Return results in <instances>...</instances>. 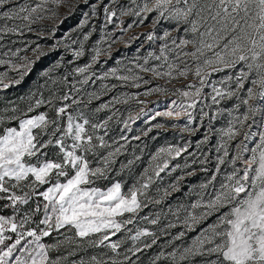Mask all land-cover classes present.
<instances>
[{"label":"snow or ice","instance_id":"1","mask_svg":"<svg viewBox=\"0 0 264 264\" xmlns=\"http://www.w3.org/2000/svg\"><path fill=\"white\" fill-rule=\"evenodd\" d=\"M12 2L0 0V9H6ZM78 2L88 4V0ZM112 2L115 4L117 0ZM131 3L136 7H121V17L135 16L140 18L139 23H143L149 13L156 12L154 24H158L161 18L173 21L177 33L181 31V26H186L183 35L176 38L171 32L164 31L163 39H170L172 47L165 42L159 49L160 55L149 52L144 63H137L136 68L152 73L155 78L187 79L190 74L196 78L185 85L188 90L177 89L179 98H183L180 103L172 100L174 108L157 111L151 119L184 116L191 124L195 117L190 110H195L201 100L210 98L211 105L208 107L233 98L240 101L232 109H218L211 117L209 112L201 109V120L204 117L215 120L224 112L231 116L228 126L219 129L221 136L215 149L214 168L208 167L212 161L207 154L199 158L189 153L190 145H169L159 148L151 156L148 166L129 185L127 180L118 177L131 173L141 157L134 156L126 163L121 162L118 168L117 161L125 155L130 143L123 131L131 130L129 121L147 116L143 108L135 117L130 115L127 120L120 121L123 129L118 139H106L109 122L116 112L102 120L97 118V114L115 108V104L121 102L119 98L112 97L89 112L91 100L100 99L95 92L88 93V103L73 96V90L79 93L81 88L74 87L60 96L53 93L47 98L42 92H30L26 98L21 97L22 100L27 99L25 108L12 103L0 109V213L10 211L9 215L0 214V264H60L61 259L66 257L52 259L49 252L72 244L76 245V250L86 244L90 248L103 246L117 253L124 240H112V237L122 230L131 233L132 229L127 226L134 225L139 219L152 225L158 224V213L155 218H150L151 214L140 217L139 213L149 204L161 203L163 197L170 194L169 189L179 190L183 176H178L174 183L163 189L161 199H155L150 189L161 178V173L192 169L186 172L191 176L196 174L193 166L197 164L207 179L199 184L201 191L195 202L183 208L185 215L180 222L184 230L172 239L182 240L189 231H194L214 214H217L216 219L202 228L187 245L181 244L167 254L161 251L152 264L162 258L171 264H264V0H142L139 4L137 0H131ZM62 6L68 9L65 16L76 9L73 0H25L23 4L0 11V20L5 21L0 24V41L10 34L22 35L24 30L32 31L31 26L39 21L56 18L57 10ZM97 8V3L90 5L91 15L97 14ZM103 12L107 27L117 17V10L105 6ZM8 21L22 23L9 25ZM88 23L89 13H85L78 28L83 29ZM135 23L128 24L127 28L120 27L119 31L127 33ZM189 33L192 39L186 38ZM91 35V32L83 34L82 40L79 37L72 39L70 34L64 38L70 41L63 45L71 51L73 60L69 63L85 56V42ZM112 35L106 33L102 36L92 47L90 62L76 66L73 74L82 77L78 82L81 85L112 76L122 82L132 81V86L139 88L141 85L137 81L142 77L130 68L127 69L129 75H117L118 68L115 67L102 75L93 71V66L101 60L105 51L111 53L115 40L108 43L106 50L99 44L107 42ZM117 39L122 41L124 37ZM146 39L153 41L157 36L153 31L146 34ZM32 43L35 42H29L23 49L13 51L9 48L0 53V65L7 66L6 71L0 72V90L20 85L42 56L60 46V41H57L45 51L38 43L31 47ZM189 46L191 50L185 51ZM3 47L5 45L0 44V48ZM29 48L31 56L20 55ZM169 53H175L172 62L169 61ZM149 57L163 59L167 70L162 72L158 67H145ZM189 60L192 64L188 63ZM104 62L107 63V60ZM50 71L41 75L48 76ZM63 79L67 81V75ZM149 82L145 80L144 84ZM246 84L250 86L245 88ZM115 87L112 85V88ZM205 88L211 89L207 95L204 94ZM104 90L105 93L109 90L107 85ZM163 91L166 90L155 87L146 90L143 95ZM132 98L141 105L145 104L136 96ZM241 106L245 111L240 116L233 115ZM253 125L259 131H252ZM184 131L194 134L195 129L186 125ZM257 136L258 142L249 147V142ZM238 137L242 138L235 144L233 154L230 152L231 142ZM132 139L139 140L140 137ZM208 140L209 136L205 134L199 143H207ZM185 153L192 157L191 162L185 159L183 166L172 163ZM30 204L33 206L26 208ZM178 212L179 209L173 215L179 220ZM38 214L41 218L37 223L33 217ZM33 223L35 227L31 226ZM166 227L175 228L177 225L169 222ZM62 229L73 235H64L60 232ZM53 232L64 235V239H58L55 244L44 243L43 238ZM161 232L168 234L165 229ZM11 234L15 235L14 240ZM142 237H152L151 243H145L143 248L128 249L132 255L151 248L159 239L148 228L137 229L128 239L135 242ZM74 254L75 250L69 253ZM125 261H131V257L125 255L121 261L112 257L102 260L93 255L87 264H124ZM74 264H86V261L81 259ZM131 264L136 262L131 261Z\"/></svg>","mask_w":264,"mask_h":264},{"label":"rangeland","instance_id":"2","mask_svg":"<svg viewBox=\"0 0 264 264\" xmlns=\"http://www.w3.org/2000/svg\"><path fill=\"white\" fill-rule=\"evenodd\" d=\"M76 4L75 11L69 15L65 16V13L68 11L67 6L60 7L57 12L58 16L54 19H45L43 21H39L36 24H33L32 31L24 30L23 34H10L5 37L3 41H0V44L5 45V47L0 48V53L8 51V49H12L13 51L17 48H25L29 45V42H35L40 44L45 51L55 44L57 41H60V46L54 52H49L47 56H42L41 59L35 65L32 73L24 79L23 87L19 89H14L8 93H2L3 90H0V109L8 106L9 104L14 103L15 105H19L20 108H25L27 104V99H21V97H27L30 92H42L45 98L55 93L57 96L63 95L65 92L70 89L81 88L79 93H75L73 90V96L76 99H82L84 103H88L90 97L88 93L95 92L100 95V99H92L91 103L88 104V111L90 112L92 109H95L102 103H106L112 99V97H117L120 99V103L115 104V108L110 110H104L97 114V118L102 120L106 118L108 115H111L112 112H116V115L113 116V119L109 122V136L106 139H118L121 131L123 129V123L120 121L127 120L131 115L133 117L136 116L137 113L140 112L141 108L147 112V116H141L140 119L135 120L134 122L129 121L130 127L134 126V124L141 122L146 123L151 120L152 115L159 111L163 112L168 110L169 108H174L171 101L177 100V103H180L181 99L178 96L177 89L180 90H188L185 85L189 82L194 81L196 78L193 75H189L187 79L183 77H178L176 79L169 80L168 77L155 78L153 74L148 72L145 73L141 69L136 68V64L144 63V58L148 57V53L152 52L155 55H160L159 49L163 46L165 42L169 44L171 48V40L165 41L163 39L164 31H169L172 33V37L176 38L180 35H183V28L186 26H181V31L177 33L174 31L176 28V24L173 21L165 20L161 18L158 24H154V18L157 13L152 12L147 15V19L143 21V23H139L138 17L127 15L121 17L119 15V9L121 7L127 8H135L136 5L131 3V0H117L115 4H113L112 0H88V4H81L78 0H73ZM142 0H137V4L141 3ZM25 3V0H13L12 4L6 6V9H0V11L7 10V8L16 7L20 4ZM97 3V14L91 15L90 13V5ZM108 6L110 9L114 8L117 10V17L113 18V23L108 24L105 27V19L103 8ZM89 13V23L83 29H79L78 26L81 20L84 18V14ZM121 20L123 24L121 25ZM63 21V22H61ZM133 21H136L133 24V27L128 29L127 33H123L119 31L120 27L127 28L128 24H132ZM5 23V21L0 20V24ZM9 25L12 23L21 24L22 21H8ZM155 32L157 39L153 41H148L146 39V34ZM54 32V35H53ZM91 32L92 35L90 39L85 42V56L79 59L74 63H69V61L73 60L70 50H66L63 45L66 42L64 38L71 35L72 39H76L79 37L81 40L83 39V34ZM42 35H38L41 34ZM106 33H113L111 38L99 46L102 49H107L108 43H111L112 40L116 42L112 44L111 53H107L105 51L104 55H102L101 60L93 66V71L97 73V75H102L103 72L110 70L115 67L118 68L117 75H129L130 73L127 69H132L133 73L142 77L141 80L137 81L140 83V87L132 86L133 82H122L118 80L116 77L109 76L108 79L105 80H95V83L89 82L88 85H81L78 83L82 77L78 74H73V69L76 66H83L85 63L90 62V56L92 52L93 45H96L102 36H105ZM123 36L124 39L121 41L117 39L118 37ZM136 36L138 39L132 40L131 37ZM188 39H192L193 36L191 33L186 37ZM15 41V43H13ZM35 43L31 44V47H35ZM76 47V45H73ZM191 46L185 49V51H190ZM20 55H29L31 56V50L27 52H21ZM149 62L145 67H158L159 71H166L167 66L164 64L163 59L155 60L153 58H148ZM107 60V63L104 61ZM175 60V53H169V61L172 62ZM189 64H192V61H188ZM194 67V65H193ZM51 69L48 76L41 75L43 72ZM7 70V66L0 65V72H4ZM13 75V73H9ZM67 75V81H64L63 77ZM175 75V74H174ZM218 78V77H214ZM95 79V77L93 78ZM150 81L148 84H144V81ZM107 85L108 91L105 93L104 86ZM112 85H116L115 88H112ZM249 84L245 85V88L249 87ZM155 87H161L166 91L163 92H153L150 96H144L143 93ZM234 87V86H233ZM211 91L210 88L204 89V94L207 95ZM138 97L140 100H144L145 104L141 105L137 103V99H133L132 97ZM240 96L243 97L244 93L241 92ZM126 101V102H124ZM240 103V101L236 98L230 99L228 101H221L219 105H211V100L205 99L201 100L198 103L197 108L195 110H190L193 112L195 120L189 124L186 117L181 116L179 118H167L160 117L165 120H174L179 121L182 124H166L163 122L154 123L152 125L143 127L140 129L138 135H133L129 137V139L141 136L144 132H147L149 128H154L155 125H163L167 129H179L183 134H185V138H183L182 145L186 144L190 145L193 143V149L190 153H194L197 157L202 158L203 154H207L209 159L212 161L208 167L214 168V157L216 155V147L220 143L221 133L219 129L226 128L228 126V122L231 119V116L228 112H224L221 115H218L215 120L209 119V117L216 115L218 109H232L235 104ZM83 104H81V108H83ZM201 109L209 112V117H204L201 120ZM44 110V109H41ZM71 111V109H70ZM245 111L244 107L241 106L240 109L233 113V115L240 116ZM11 114V113H9ZM51 115V113H50ZM189 126L195 129L194 134L185 132V126ZM247 130V129H245ZM131 131V130H130ZM130 131L124 130L123 134L127 135ZM252 131L257 132L259 129L253 125ZM102 134V133H101ZM205 134L209 136V140L207 143H199L203 140ZM181 138V136H180ZM242 137H238L237 140L231 142L230 152H233L235 144L238 143L239 139ZM258 142V136L254 138L252 142H249V147H253L254 143ZM121 143H124L121 141ZM199 145V146H197ZM131 147L128 144V150L125 155L119 157L117 161V168L121 162L126 163L128 159H133L134 156H140L141 159L135 163L133 166L131 173H126L122 178L128 181L130 185L133 182V179L138 177L144 170L145 167L148 166L151 156L154 155L158 149L160 148L159 143H157L156 147H151L149 152H145L141 156L140 154L143 145H139L138 152H133ZM190 148V147H189ZM234 154V152H233ZM189 162H191L192 157L185 155L184 157ZM189 158V159H188ZM247 158V157H246ZM185 159L182 162H178L183 166ZM176 164V163H173ZM171 167V165H170ZM193 168L196 171L195 175H186L187 171H191L192 169H177L175 172L168 173L167 171L161 174V178L152 186L150 189V194L155 199H161L163 197V189L168 188L169 185L176 181L178 176H183L184 179L179 183L178 191H172L169 189L170 194L167 197H163L161 203L159 204H149L147 208H144L143 211L139 213L140 217L151 214L150 218H155V215L158 213L160 215V220L158 224L152 225L148 223V221L139 219L135 222L134 225H128V228L132 229V232L129 233L125 230H122L121 233H118L117 236L112 237V240H124V243L117 250V253H113L109 248L100 246L90 248L85 244L84 247L80 250H76V245H62L60 248L56 250H51L49 252V256L52 259H57L58 257H66V259H61L60 264H74V262H78L81 259H84L87 262L89 258L93 255L97 256V258L102 260H107L109 257H112L117 260H124V256H130L131 261H135L136 264H152V261L155 256H157L161 251L172 252L174 249L179 247L181 244L187 245L191 242V240L197 236L202 228L207 227L209 224L213 223L216 219V215L210 216L207 220H205L202 224L198 225L194 231H189L187 235L182 238V240L173 241L172 237L178 234L179 231H183V225L180 221L183 220L185 212L183 210L184 207H187L191 203L195 202L198 198V193L201 191L199 189V184L204 182L207 177L206 175L200 171V165H194ZM223 170V169H222ZM211 175V172L208 173V176ZM219 179V177H218ZM160 189V191H157ZM2 204V202H0ZM33 205L26 206L32 207ZM183 206V207H182ZM179 209L178 215L179 220L176 218L173 213H177ZM171 210V211H170ZM3 215H9L10 211L5 210L0 213ZM41 215L33 217L34 221L38 223ZM175 223L177 227L175 228H167V224ZM35 227V223L31 225ZM42 227V226H41ZM148 228L150 231L155 232L159 237L157 243L154 244L151 248L144 249L142 252L136 253V255H132L128 249L134 247L143 248L145 243H151L152 237H142L140 241H132L128 239L130 235H134L137 229ZM161 229H165L168 233L167 235L162 234ZM64 235L71 236L73 233L66 232V230H60ZM12 235V239H15V235ZM64 235L60 233L53 232L49 237L43 238V242L46 244H55L57 240H63ZM12 241H6V243H11ZM75 250L74 255H69L70 252ZM19 254V253H17ZM131 261H125L124 264H131ZM156 264H171L170 261L166 259H161L156 262Z\"/></svg>","mask_w":264,"mask_h":264},{"label":"trees","instance_id":"3","mask_svg":"<svg viewBox=\"0 0 264 264\" xmlns=\"http://www.w3.org/2000/svg\"><path fill=\"white\" fill-rule=\"evenodd\" d=\"M24 85V81L18 85V86H13L10 87L9 89H5L2 91V93H8L14 89H19L21 87H23ZM166 123V124H182L179 121H174V120H165L162 119L160 117H156L155 119H151L150 121L146 122V123H141L138 122L136 124H134V126L132 127L131 131L126 135L128 137H132L133 135H138V133L140 132V129L149 125H152L154 123ZM182 131L179 129H167L164 126L157 128L154 127L152 128V131H147L144 133H147V135H145L144 133L139 136L140 139L139 140H134V139H129L130 141V149L133 152H138L139 150V145L142 144L143 148L141 149V156L145 153V152H149L150 148L153 147L155 148L157 143H159L160 148L161 147H167L169 145H176V146H180L182 145L183 142V138H185V134L181 133ZM181 136V138H180ZM193 143L190 144V148H188V152L190 153L193 149ZM185 155H187V153L183 154L180 158H177L176 160H174L172 163H178V162H182V160H184ZM144 157V155H143ZM189 159V158H188ZM163 174V173H161Z\"/></svg>","mask_w":264,"mask_h":264}]
</instances>
